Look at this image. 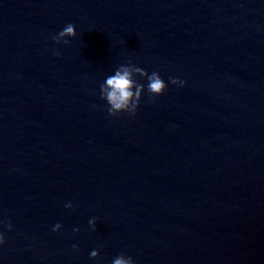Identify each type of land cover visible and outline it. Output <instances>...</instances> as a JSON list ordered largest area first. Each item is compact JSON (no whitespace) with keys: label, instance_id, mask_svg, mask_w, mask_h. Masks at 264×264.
I'll list each match as a JSON object with an SVG mask.
<instances>
[{"label":"water","instance_id":"1","mask_svg":"<svg viewBox=\"0 0 264 264\" xmlns=\"http://www.w3.org/2000/svg\"><path fill=\"white\" fill-rule=\"evenodd\" d=\"M129 60L166 88L109 116ZM0 233V264H264V0H0Z\"/></svg>","mask_w":264,"mask_h":264},{"label":"clouds","instance_id":"2","mask_svg":"<svg viewBox=\"0 0 264 264\" xmlns=\"http://www.w3.org/2000/svg\"><path fill=\"white\" fill-rule=\"evenodd\" d=\"M76 35L75 26L71 23L67 24L58 34L53 35L52 40L59 44H68L69 41L65 37H74ZM54 55L59 56V52H54ZM135 76L147 79V94L149 99H153L163 93L166 88V84L160 77L158 72H152L148 74L146 71L137 67L131 60L127 64L120 65L113 75L108 76L105 81L99 86L100 98L106 101L107 112L109 116H118L120 113H128L133 116L138 109L141 95L145 90V85L139 83ZM169 82L174 85L183 86L184 81L177 78L170 77ZM66 208H71L72 205L66 204ZM89 226L93 231L96 230L95 219L89 220ZM11 223L7 224L8 230H11ZM61 228V225L56 224L52 231L56 232ZM74 232H78L79 229H73ZM5 243V237L0 233V244ZM76 245L73 244V250L76 249ZM98 256V252L93 250L90 253V258L94 259ZM112 264H134L133 258L121 253L119 256L113 258Z\"/></svg>","mask_w":264,"mask_h":264}]
</instances>
